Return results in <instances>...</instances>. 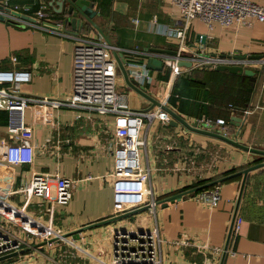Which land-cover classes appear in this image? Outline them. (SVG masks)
Masks as SVG:
<instances>
[{"label":"crops","instance_id":"1","mask_svg":"<svg viewBox=\"0 0 264 264\" xmlns=\"http://www.w3.org/2000/svg\"><path fill=\"white\" fill-rule=\"evenodd\" d=\"M90 1L97 11L93 21L110 43L122 50V56L130 59L129 62L136 65L145 63L147 56L142 52L149 47L167 50L177 47V38L170 36L168 31L178 28L182 19L170 0ZM252 1L264 3V0ZM0 3L11 9L17 5L16 10L29 17L34 16L45 3L49 19L39 27L25 23L20 16L5 15L0 19V68L31 69V79L21 86L25 95L67 97L71 83L72 46L79 36L77 34H85L91 39L103 37L86 22L77 34L69 32L70 25L62 20L64 15L55 12L48 0H0ZM59 22L62 25L58 27ZM198 33L204 35L198 43L205 54L264 56V23L253 21L249 25L224 26L213 22L209 28L193 18L185 30L186 42L194 45ZM130 49L135 51L127 52ZM13 57L16 59L12 60ZM165 61H162L160 70L164 69ZM242 66L253 70L251 88L248 87L249 91L242 96L237 95L241 91L237 77L243 73L224 70L227 76L213 74L218 77L217 83L222 82L223 90L216 93L197 73L191 81L195 69L209 71L207 73L212 75L215 67L206 65L177 64V72L174 75L171 73V76L167 69L161 72L150 69L151 79L146 83L151 85L147 88L144 83L143 86L145 92L157 101L164 95L163 105L187 123L192 124L198 113H190L186 108L197 105L199 113L205 112L214 119L223 118L230 131L237 129L236 139L239 142L264 149V61L243 62ZM175 76L190 79L187 94L178 98L186 101L183 103L187 105L184 111L177 109L175 103L169 100ZM115 82L117 88L127 87L123 93L129 106L149 107L150 101L125 83L117 65ZM140 102L144 105L140 106ZM230 102L237 106L246 105L250 111L241 116L240 112L228 107ZM7 112L0 109V143L4 140L0 144V191L16 190L27 184L34 172L59 171L76 180L68 204L56 206L51 216L47 210L48 202L40 204L39 198L33 197L26 204L27 207L38 208V211L29 209L27 212L35 220L47 224L51 217V224L60 228L63 238L39 240L13 225L10 231L19 247L12 252L16 255L6 258L7 262L109 264L114 231L131 229L141 232L156 228L167 241L175 240L181 234H186L189 239L188 244L178 250L170 245L162 246L165 261L203 264L208 260L211 264H219L222 260L221 264H264V164L248 170L242 186V175L232 174L264 161L263 155L189 129L180 121L170 124L169 121L174 119L170 113L167 123L144 118L141 135L145 143L139 154L143 166L149 168L144 190L145 203L124 207L114 199L112 176L108 173L111 161L106 148L112 137V114L95 119L90 113H78L77 108L67 104L52 107L45 102H30L24 109L23 123L32 126L29 136L35 147L34 159L28 164H12L3 159L5 141H11ZM75 122H82V125L78 123L74 127ZM208 130L214 131L213 128ZM203 179L206 180L204 183L191 187ZM50 183L52 190L53 181ZM204 185L207 186L200 188ZM213 187H216L219 196L213 207L192 197ZM14 195L26 200L21 193L11 194L9 198ZM150 200H154L155 206L148 209L146 205ZM137 208H142L136 211L137 214H127ZM233 213L240 222L226 241ZM121 214L124 215L108 221ZM204 244L217 247L219 251L213 253L203 248Z\"/></svg>","mask_w":264,"mask_h":264},{"label":"built area","instance_id":"2","mask_svg":"<svg viewBox=\"0 0 264 264\" xmlns=\"http://www.w3.org/2000/svg\"><path fill=\"white\" fill-rule=\"evenodd\" d=\"M170 2L177 8L182 19V24L178 28L168 31L170 36L178 40L175 54L153 52L147 49L142 53L146 56H157L163 62L166 60L172 63V75L177 72L176 62L178 60H188L191 66H215L218 63L242 65L243 62L248 61H264L238 59L219 53L205 54L202 45L198 43L201 38L200 33L197 34V41L194 45L185 40L186 27L193 18L204 22L209 28L213 22L224 26L249 25L253 21L264 23V3L259 4L252 0H170ZM45 8L44 3L32 16L33 19H22L34 27L43 26V23L49 20ZM12 9L16 10L17 5ZM2 13L13 17L8 12ZM59 25H62V22L57 23L56 26L59 27ZM77 35L79 36L75 38L72 46L71 83L67 97L25 95L21 86L22 83L31 79V69L0 68V109L9 112L8 131L11 137L10 142L5 141L3 159L12 164H28L34 159L35 147L29 136L32 126L23 123L24 109L30 102H45L52 107L67 104L77 108L78 113L83 111L87 115L91 111L103 116L110 113L112 114L110 124L112 137L106 149L111 161L108 173L112 176L114 199L117 203L124 204V207L139 206L145 203L144 190L149 177V168L143 166L139 154V146L145 143L141 135L144 126L143 119L148 121L157 119L162 123H167L170 119L169 112L159 104L147 108L129 106L125 94L118 90L115 82L116 63L112 50H122L103 38L91 39L85 34ZM130 51L135 50L130 49L127 52ZM15 59L16 57L12 58V60ZM122 63L127 66L128 76L133 78L137 84L143 85L151 79L150 69L145 66V63L136 65L129 62L126 57ZM164 100L165 96L162 95L158 101L163 104ZM249 111V107H244L240 109V114L245 116ZM195 121L205 129L213 128L214 131L224 136L237 138V129L230 131L227 121L223 118L210 120L201 114L195 118ZM3 141L1 140V143ZM1 172L0 169V183ZM51 181H53L52 190ZM75 182L76 180L59 171L34 172L27 184L16 190L0 191V258L19 247L14 234L8 227L2 225L4 221L19 227L39 240L63 238L60 228L51 224V217L47 224L39 222L32 218L25 208L6 201L4 197L21 193L26 197V204L31 198L37 197L40 204L49 203L47 210L51 216L56 206L68 204ZM192 197L210 207L215 206L219 199L216 187L194 194ZM146 206L148 209L154 208V200H150ZM239 222V218L233 219L230 234L237 230ZM125 231L121 234L116 230L117 233L112 234V257L109 264H186L165 261L161 253V247L164 245H170L176 250L186 246L189 241L186 234H181L175 240L167 241L160 236L156 228L141 232L131 229ZM202 247L210 249L213 253L219 251L217 247H209L207 244ZM0 264L11 263L2 259ZM203 264L211 263L206 260Z\"/></svg>","mask_w":264,"mask_h":264},{"label":"water","instance_id":"3","mask_svg":"<svg viewBox=\"0 0 264 264\" xmlns=\"http://www.w3.org/2000/svg\"><path fill=\"white\" fill-rule=\"evenodd\" d=\"M48 3L55 12L62 13L64 15L62 20L65 24L68 23L70 25L69 32L76 34L78 30L82 29L83 25L86 22V24L89 23L96 30H98V32L104 38L105 41L110 42L109 39L104 35V33L100 30V28L95 24V22L92 19V17L97 14V11L92 7V5H93L92 1H90V0H48ZM2 12H8L11 15L20 16V17L25 18V19H33L32 17L21 14L17 10H13L9 7H4L3 4L0 3V19L5 18V14ZM10 20L12 22H14V20H12V19H10ZM203 38H204V35L201 34V40ZM148 51L168 52L171 54H175V50H167V49H162V48H158V47H149ZM112 54L115 58L116 65L119 68V70H120V72L124 78L125 83L130 88H132L134 91H136L140 95L144 96L147 100H149L150 101L149 107H151L152 105H155V104L156 105L159 104L162 108L167 110L170 113V115L174 118V119H171L169 121L170 124L175 125L177 121H180V123H182L183 125H185L189 129H192V130L204 133V134H208L211 136H215V137L222 139L223 141H225L229 144H232L236 147H239V148L247 150L249 152L260 154V155L264 156V149L263 148L249 146V145H246V144L239 142L237 139H233V138L224 136V135H222L216 131H210V130L202 128L200 126L198 127V126H196L197 123L195 121L192 124H189L186 121H184L181 117H179L170 108L161 104L159 101L155 100L153 97H151L149 94H147L145 92V88L143 85L137 84L133 78L128 77L127 71H126L127 69L124 68L123 63H122L124 60V57L122 56L120 51L112 50ZM226 56H231L233 58H238V59L264 60V56L259 55V54H226ZM176 63L178 65H186V66H190V64H191L190 61H188V60H178ZM145 66L149 69L160 70L162 68V61L157 56H147L146 61H145ZM214 67H215V69L227 70L228 72H231V73H243L246 75H252L253 74L252 69L247 68V67H243L241 64H236V63H231V64L218 63ZM235 119H236L235 121H236V125H237L238 124L237 123L238 117H236ZM263 164H264V161L257 162V163L248 165L246 167H243L241 170L236 171L232 174L239 173L242 175V179H241V186H242L246 172L248 170L255 168V167L261 166ZM228 176L229 175H227L225 177H228ZM217 181H219V180H217ZM205 186H207V185L201 186L200 188H203ZM141 209L142 208H137V209L131 210L127 214H131V213L136 212V211L141 210ZM122 215H124V214L118 215L116 217H112L108 221H113L115 219H118ZM234 216H235V213H233L232 218H231V222H230L228 232H227V236H226V241L230 235L231 225H232ZM118 232L123 234L126 231L124 229H119ZM74 233H76V232H74ZM116 233L117 232L114 231V234H116ZM129 234L131 235V233H129ZM14 255H16V253L8 254V255L0 258V260L9 258V257L14 256ZM221 263H222V260L220 261L219 264H221Z\"/></svg>","mask_w":264,"mask_h":264},{"label":"trees","instance_id":"4","mask_svg":"<svg viewBox=\"0 0 264 264\" xmlns=\"http://www.w3.org/2000/svg\"><path fill=\"white\" fill-rule=\"evenodd\" d=\"M207 72L209 71H206V70H199V69H195L194 72H193V75L191 76L192 79L191 81L194 79L196 73L201 75L204 80V82H208L210 87H211V90L212 92L216 93L218 91H222L223 89H221V83H217L218 80V77L216 75H213V74H224L225 76L228 75V73H225L224 70H215L213 69L212 70V75L211 74H208ZM224 72V73H222ZM238 80L240 81V89L241 91L237 93L238 96H242L245 92H248L249 91V88L250 87V83L253 82V75H244V74H240L239 77H237ZM189 80L188 78H183V77H177L175 76L172 80V84H171V91H170V95H169V100L173 101V103H175L177 109H180V110H183L185 109V107L187 105H183L184 101L183 99H178L179 97L181 98V96H184L187 94V90L189 89ZM198 81H201V79H197ZM211 80V81H209ZM248 85V86H247ZM252 86V85H251ZM249 87V88H248ZM227 91V90H226ZM228 92V91H227ZM186 102V101H185ZM229 105H231V109L237 111V112H240V109L241 108H244L246 105H241V106H237L235 105L234 103L230 102L228 103ZM228 105V107H230ZM186 110L190 113H195L197 114V116L199 117L201 114H204L205 117L209 118L210 120L214 119L212 117H210L207 113L205 112H200L199 113V108L197 107V105H194V106H190L186 108ZM7 111V110H6ZM8 113V112H7ZM208 179H210V177H208ZM204 181H206L205 179L203 180H200L196 183H194L191 187H194V186H199L201 185L202 183H204ZM213 181V180H212Z\"/></svg>","mask_w":264,"mask_h":264},{"label":"rangeland","instance_id":"5","mask_svg":"<svg viewBox=\"0 0 264 264\" xmlns=\"http://www.w3.org/2000/svg\"><path fill=\"white\" fill-rule=\"evenodd\" d=\"M128 60H130V59L128 58ZM134 61H136V60H134ZM172 68H173L172 64H171L170 62H168V61H165L164 69H167V72L169 73L170 76H171V73H172ZM164 69H163V70H164ZM163 70H160V72L163 71ZM116 85H117V84H116ZM146 85H147V88H148L151 84L145 83V86H146ZM119 88H120V89H119ZM118 90H120V91H122V92H126V91H127V87L122 86V88H121V86H119V87H118ZM139 104H140V106H143V105H144L143 102H140ZM140 108H143V107H140ZM90 114H91L95 119H98V118H102V117H103V115H100V114H98V113H96V112H94V111H91ZM78 123H79V122H75L74 127H75V125H78ZM79 124L82 125V122H80ZM154 125H155V124H154ZM141 148H142V147L139 146V149H141ZM1 185H2V183H1ZM1 185H0V189H1ZM20 197H21L20 195H14V196H12L11 198H9V196H5L4 198L7 199L10 203H14V204L17 205V206H20V207H22V208H25V210H26L27 212H28L29 209H35V210L38 211V208H35V207H33V206L27 207V206H26V200H25V199H24V200H21ZM26 207H27V208H26ZM135 214H137V212L134 213V214H132V215H135ZM2 225L5 226V227H8L9 229H11L12 227H14L11 223H8L7 221H4V222L2 223ZM34 238H35V237H34Z\"/></svg>","mask_w":264,"mask_h":264}]
</instances>
